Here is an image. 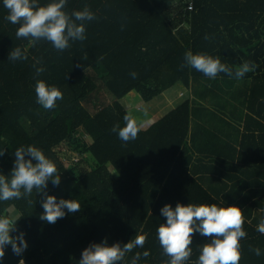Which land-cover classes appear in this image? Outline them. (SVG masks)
<instances>
[{"label":"trees","instance_id":"16d2710c","mask_svg":"<svg viewBox=\"0 0 264 264\" xmlns=\"http://www.w3.org/2000/svg\"><path fill=\"white\" fill-rule=\"evenodd\" d=\"M85 7L96 17L85 24L86 39L60 52L18 39L0 5V172L10 174L18 147L34 145L61 176L45 191L81 206L49 224L39 219L44 196L35 189L0 202V215L18 219L11 234L25 233L28 244L21 256L9 245L2 264H79L91 243L123 245L138 235L144 246L126 255L127 264L146 250L140 264H167L156 230L165 220L160 209L177 203L240 206L247 235L239 264H264V234L256 231L264 218V0H68L65 10ZM15 47L28 59L9 61ZM188 51L218 56L233 71L243 62L255 70L209 79L181 67ZM38 79L61 90L55 108L36 102ZM176 85L192 98L147 129L137 122V139L125 143L111 131L133 117L122 101L130 92L151 102ZM100 92L107 95L98 103ZM207 239L193 236L189 264Z\"/></svg>","mask_w":264,"mask_h":264},{"label":"clouds","instance_id":"9594fccd","mask_svg":"<svg viewBox=\"0 0 264 264\" xmlns=\"http://www.w3.org/2000/svg\"><path fill=\"white\" fill-rule=\"evenodd\" d=\"M68 0H0V5L7 10L5 19L18 25L16 37L28 39L32 45L46 41L56 51L70 48V42L86 39V22L96 19L95 14L85 7L83 10L69 14L65 9ZM208 38L207 36L205 37ZM25 50L15 47L9 53L8 60L12 62L27 60ZM185 64L181 67H191L203 73L209 79H215L219 73H225L235 79H242L247 73L254 71L255 66L243 62L235 71L222 63L220 58L209 54L191 51L185 53ZM33 65L36 76H40L45 68ZM133 78L136 73H131ZM36 102L45 110L56 107V102L63 99L61 90L38 79L35 86ZM124 126L114 125L111 131L118 138L127 143L137 139L140 126L131 115L124 116ZM5 155L4 148H0V157ZM13 167L9 175L0 172V202L20 200L30 196L35 189L44 196L41 201L43 213L39 219L49 224H55L66 214L75 213L80 209L76 200L58 199L49 195L48 183L59 186L60 173L56 164L44 152L34 146H20L14 152ZM160 215L165 218L156 230V237L168 257L167 264H189L192 255V238L195 234L210 238L199 248V255L195 264H239L241 259L240 241L246 237L243 229L244 217L240 206L217 204H180L175 207L165 204L160 209ZM16 218L0 215V264L3 262L5 249L10 245L13 254L21 256L28 244L25 233L17 231ZM256 231L264 234V218L257 225ZM146 236L138 235L134 241L125 244L115 242L109 245L105 239L100 243H91L81 253L79 264H127L125 258L134 248H143ZM251 251L257 256L262 255L259 247ZM150 255L149 251L137 252L132 256L130 264H140L143 258ZM19 264H24L23 259Z\"/></svg>","mask_w":264,"mask_h":264},{"label":"rangeland","instance_id":"374dc122","mask_svg":"<svg viewBox=\"0 0 264 264\" xmlns=\"http://www.w3.org/2000/svg\"><path fill=\"white\" fill-rule=\"evenodd\" d=\"M103 94L105 96L107 95L103 92L98 93V95L95 97V102L99 103L100 100H102L101 97L103 96ZM192 94L193 93H191V90L189 91L185 87H173L170 90H167L161 95H159V97H157L154 102H143L140 94H138L136 91H132L124 99H122V101L124 102L125 107L130 110V112L132 111L134 114L140 115V117H137L131 112L133 117L141 123V127L147 129L151 125L155 124L157 121L162 119L170 111L185 102L188 98H192ZM108 96L110 97L109 94ZM137 98L138 101H136ZM111 100V97L108 98V101ZM203 102V104L205 105L210 104L207 101ZM231 118L233 120L234 116H232Z\"/></svg>","mask_w":264,"mask_h":264},{"label":"crops","instance_id":"0c3cea01","mask_svg":"<svg viewBox=\"0 0 264 264\" xmlns=\"http://www.w3.org/2000/svg\"><path fill=\"white\" fill-rule=\"evenodd\" d=\"M174 87H176V88H181V87H183V86H181V85H176V86H174ZM188 90V89H187ZM159 97V96H158ZM157 98V97H156ZM155 98V99H156ZM155 99L154 100H152L153 102L155 101ZM167 114V113H166ZM165 115V114H164ZM163 115V116H164ZM162 117V116H161ZM231 117H232V114H231ZM231 120V119H230ZM138 122V121H137ZM139 124H141L140 122H138ZM141 126V125H140ZM234 137H235V133H234ZM226 140H228L227 138H225ZM233 137L229 140V141H233ZM235 139H237V137L235 138ZM233 143L234 144H237V142L236 141H233ZM237 146V145H236ZM223 158H226V156H222ZM227 160L229 159V158H226ZM229 161H231V159L229 160ZM232 162V161H231ZM236 163H237V160H236ZM230 164H232V163H230ZM238 174H240L239 172H237ZM260 210V209H259Z\"/></svg>","mask_w":264,"mask_h":264},{"label":"built area","instance_id":"2783aa9c","mask_svg":"<svg viewBox=\"0 0 264 264\" xmlns=\"http://www.w3.org/2000/svg\"><path fill=\"white\" fill-rule=\"evenodd\" d=\"M192 2V1H191ZM187 8L190 10V9H193V3H190Z\"/></svg>","mask_w":264,"mask_h":264}]
</instances>
